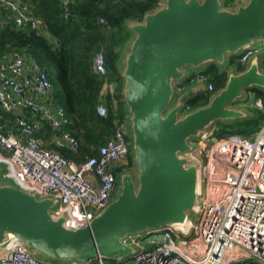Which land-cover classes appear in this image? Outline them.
<instances>
[{
    "label": "water",
    "instance_id": "obj_1",
    "mask_svg": "<svg viewBox=\"0 0 264 264\" xmlns=\"http://www.w3.org/2000/svg\"><path fill=\"white\" fill-rule=\"evenodd\" d=\"M159 2L142 20L126 24L133 36L118 62L137 176L118 172L117 196L89 223L72 226L66 213H55L58 197L23 188L0 160L4 176L11 179H0V246L13 234L45 261L116 260L134 251L127 242L130 235L194 223L189 213L197 215L201 168L191 156L196 147L192 140L218 120L250 116L232 106L248 88L264 90V50L253 54L242 71L229 69L224 87L204 106L184 110L209 78L184 87L175 99L177 86L189 69L197 71L208 63L225 68L229 56L256 46L264 36V0H232L230 5L225 0Z\"/></svg>",
    "mask_w": 264,
    "mask_h": 264
},
{
    "label": "built area",
    "instance_id": "obj_2",
    "mask_svg": "<svg viewBox=\"0 0 264 264\" xmlns=\"http://www.w3.org/2000/svg\"><path fill=\"white\" fill-rule=\"evenodd\" d=\"M71 1L61 3L66 18ZM0 7L18 26L39 27L24 0H0ZM99 22L106 20L100 17ZM263 46L264 36L256 46L241 51L239 60L246 63ZM93 68L101 76L106 74L103 51L94 55ZM103 86L115 101V83L105 81ZM183 89L179 87L180 92ZM205 90L213 91V83H206ZM255 102L262 106L260 99ZM0 108L11 115L0 120V160L7 163L9 174L25 189L58 197L55 213H66L72 226L89 223L116 189V166L127 162L126 120H115L111 136L96 155L82 161L65 157L58 147L76 149L78 138L61 129L65 111L52 100L46 72L17 51L0 57ZM189 109L185 104L184 110ZM96 112L107 114L101 101ZM44 128L54 131L51 147L37 136ZM214 130L215 126L203 132L191 152L201 168L197 219L186 228L160 227L130 235L127 242L134 251L114 264H264V118L251 135L220 137ZM0 264L59 263L36 256L9 234L0 246ZM97 264L105 263L98 258Z\"/></svg>",
    "mask_w": 264,
    "mask_h": 264
},
{
    "label": "trees",
    "instance_id": "obj_3",
    "mask_svg": "<svg viewBox=\"0 0 264 264\" xmlns=\"http://www.w3.org/2000/svg\"><path fill=\"white\" fill-rule=\"evenodd\" d=\"M24 1L38 19L39 27L18 26L11 14L0 7V57L3 53L17 51L46 72L52 84V100L65 111L66 122L61 129L70 131L79 141L76 149L58 147V150L69 159L82 161L97 154L98 147L111 136L115 120H123L127 115L122 98L124 79L118 65L121 49L130 38L126 24L142 20L144 13L155 9L159 0H72L67 18L62 0ZM231 1L226 0L225 4L230 5ZM100 17L106 23H100ZM99 50L104 53L107 69L103 76L93 68V58ZM239 57L229 56L225 68L208 63L180 82V87H188L199 76L209 78L214 85L213 91H198L186 102L190 110L206 105L212 94L224 87L229 69L240 72L245 68ZM261 67L264 70V53ZM105 81L115 83V101L108 93L107 114L98 115L96 106ZM257 99L262 108L248 106L246 111L250 116L234 120L230 127L215 128V134L220 137L230 133L251 135L264 118V90L248 88L245 97L233 103L254 104ZM0 112V120L11 116L1 108ZM40 131L49 139L54 133L47 128ZM127 138L130 140L129 136ZM129 163H133L130 144L127 162L116 166L117 173ZM102 260L105 264H114V260ZM90 262L97 264L98 259Z\"/></svg>",
    "mask_w": 264,
    "mask_h": 264
},
{
    "label": "rangeland",
    "instance_id": "obj_4",
    "mask_svg": "<svg viewBox=\"0 0 264 264\" xmlns=\"http://www.w3.org/2000/svg\"><path fill=\"white\" fill-rule=\"evenodd\" d=\"M226 2V0H225ZM129 36H133V33L131 31L128 32ZM262 50H264V46L262 47ZM250 62V61H248ZM188 72V71H187ZM253 96V95H252ZM234 106H232L233 108H236V109H242V110H245L246 111V108L248 106H252V107H257V108H262V106H260L259 104H256V102H254V104H233ZM216 125H213L215 126V128L218 130L219 127H230L234 124V122L232 120H227V121H224V120H218L216 123ZM213 126H211V129L213 128ZM125 127H126V131H127V136H130L129 132H130V125L128 123V121L126 120V124H125ZM192 142L195 144L196 143V140H192ZM131 146V145H130ZM122 170L120 172H130L131 174H133L134 176H137V169H136V166L135 164L133 163H129V165L127 166H124L121 168ZM5 170V167L3 165L2 162H0V179L1 180H4V181H10L11 182V179L9 178H6L4 176V173L3 171ZM117 176V179L119 178L118 177V174L116 175ZM120 191V188L119 186L117 185L116 189L113 191L112 193V198H115L117 196V194L119 193ZM189 217L195 221L197 219V215L195 213H189ZM80 262H84V261H80Z\"/></svg>",
    "mask_w": 264,
    "mask_h": 264
},
{
    "label": "crops",
    "instance_id": "obj_5",
    "mask_svg": "<svg viewBox=\"0 0 264 264\" xmlns=\"http://www.w3.org/2000/svg\"><path fill=\"white\" fill-rule=\"evenodd\" d=\"M196 72V70H191V69H189L188 70V73L189 74H191V73H195ZM195 80H196V82L194 83V85L195 84H199L200 82H202L203 80H202V78L201 77H199V76H197L196 78H195ZM205 86H206V84H205ZM190 87H188V89H189ZM183 91H185V90H183ZM183 91H181V92H183ZM186 91H187V89H186ZM180 91H179V87L177 86V93L175 94V99L179 96V94L181 93ZM107 96H108V89L107 88H104V86H103V88H102V93H101V98H100V101L107 107V102H108V98H107ZM38 99H41V97H38ZM111 100H113L112 98H111ZM1 113V112H0ZM3 115V114H2ZM37 136L44 142V146H46V147H51L52 146V144H51V139H49L46 135H42V133H41V131L40 132H38V134H37Z\"/></svg>",
    "mask_w": 264,
    "mask_h": 264
},
{
    "label": "bare ground",
    "instance_id": "obj_6",
    "mask_svg": "<svg viewBox=\"0 0 264 264\" xmlns=\"http://www.w3.org/2000/svg\"><path fill=\"white\" fill-rule=\"evenodd\" d=\"M206 141H207V138H206V140H204L203 142H205V143H206Z\"/></svg>",
    "mask_w": 264,
    "mask_h": 264
}]
</instances>
